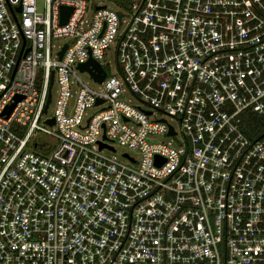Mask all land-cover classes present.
Listing matches in <instances>:
<instances>
[{
  "label": "built area",
  "instance_id": "2783aa9c",
  "mask_svg": "<svg viewBox=\"0 0 264 264\" xmlns=\"http://www.w3.org/2000/svg\"><path fill=\"white\" fill-rule=\"evenodd\" d=\"M38 1L0 0V264H264V0Z\"/></svg>",
  "mask_w": 264,
  "mask_h": 264
},
{
  "label": "rangeland",
  "instance_id": "374dc122",
  "mask_svg": "<svg viewBox=\"0 0 264 264\" xmlns=\"http://www.w3.org/2000/svg\"><path fill=\"white\" fill-rule=\"evenodd\" d=\"M106 2H107V3H110L109 0H107ZM37 9H38L39 11H41V12H42L43 9H44V5H43L42 1H40V0L37 2ZM63 42H65V38H58V39L56 40V43H57V44H60V45H61ZM104 61H105L104 63H106V69H107V72H108V73H114L115 70H116V67H115V59H114L113 51H109V52L107 53V55H106L105 58H104ZM78 75H79V77H81L83 80H87V81H89V84H90L91 86H95V84L92 82L91 78L86 74V72H79ZM55 91H56V84H54V85L52 86V89H51V92H52V99H54V97H55V94H56ZM72 106H73V99L70 98V99H69V103H68V109L70 110V109L72 108ZM88 111L93 112V109L88 110ZM52 112H53V102H51V103L49 104L48 108H47V115H48V116H51V115H52ZM36 137L39 138V139H42V140H44V141H48V143L51 145V149L56 145V142H54V139H53V138H50L49 136H46V135H43V134H38ZM157 139H158V140H165V138L162 137V136H157ZM114 147H115V152H114L115 155L118 156V157H120V158H121V154H122L123 152H129L130 154L136 156V153H135V152H130V151H128L126 148H124V147L118 145L117 143L114 144ZM105 152L108 153L107 151H105ZM121 159H122V158H121Z\"/></svg>",
  "mask_w": 264,
  "mask_h": 264
},
{
  "label": "water",
  "instance_id": "95a60500",
  "mask_svg": "<svg viewBox=\"0 0 264 264\" xmlns=\"http://www.w3.org/2000/svg\"><path fill=\"white\" fill-rule=\"evenodd\" d=\"M20 10V6L17 7V11ZM72 12V7L71 6H68V5H60L59 7V24L60 25H63L66 23L69 15L71 14ZM66 48V45H63L62 49L60 50V52L58 53V56L59 58L61 57L64 49ZM91 66V67H90ZM78 69L80 71H88L90 73V75L92 76V78L96 81V82H101L104 78V70L101 68L100 64H98L97 62L89 59L87 62H84V63H80L78 65ZM52 82V77H51V80H50V83ZM21 97H17L16 100H19ZM50 101V94L48 95L47 97V100H46V104H45V107H44V111H46V108H47V105ZM99 102V100L97 101ZM14 104L10 105L6 110H5V113L6 115H8L12 109ZM46 123L48 125H52L54 123V120L53 118H50V119H47L46 120ZM104 144H100V147H103ZM155 162H158V159L157 157L155 158Z\"/></svg>",
  "mask_w": 264,
  "mask_h": 264
}]
</instances>
